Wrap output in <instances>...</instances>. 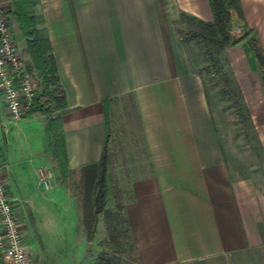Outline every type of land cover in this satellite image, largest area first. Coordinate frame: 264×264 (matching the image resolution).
<instances>
[{
    "label": "crops",
    "instance_id": "0c3cea01",
    "mask_svg": "<svg viewBox=\"0 0 264 264\" xmlns=\"http://www.w3.org/2000/svg\"><path fill=\"white\" fill-rule=\"evenodd\" d=\"M0 3L10 5V0ZM32 3L42 11L54 85L62 92L58 116L66 179H83L84 167L100 160L107 107L115 98L133 94L149 166L131 178L122 212L140 264H230L232 254L247 246L246 230L202 80L190 69L175 28L184 14L212 20L208 0H29L28 5ZM239 6L243 29L264 48V0H239ZM13 19L19 32L12 13ZM245 45L251 48L248 40ZM237 57L240 65L251 66L243 54ZM240 65L234 72L248 103ZM257 111L261 117L263 108ZM38 112L28 109L11 120L0 92L1 172L23 237L30 231L27 222L54 202L47 195L36 203L39 187L77 202L68 181L53 178L51 167H59L46 124L39 125L52 155L33 173L23 172L18 153L31 146L25 142L26 130L40 119ZM44 168L50 171L48 188L41 181Z\"/></svg>",
    "mask_w": 264,
    "mask_h": 264
},
{
    "label": "rangeland",
    "instance_id": "374dc122",
    "mask_svg": "<svg viewBox=\"0 0 264 264\" xmlns=\"http://www.w3.org/2000/svg\"><path fill=\"white\" fill-rule=\"evenodd\" d=\"M32 7L30 4L28 10L32 11ZM14 21L11 20L10 24L18 52L34 82L37 99L33 105H46L47 109L38 112L40 119L28 125L25 142L31 145L29 150L18 153L24 161L23 172L33 173L38 166L45 164V156L52 155L51 148H46V137L39 124L45 125L50 118L57 117L63 100L61 89L54 85V74L43 65L46 56L34 60L29 56L27 43L33 41L34 35L22 32L19 26L18 32ZM200 21L208 22L193 19L188 14L180 15L175 28L190 69L202 80L246 230L247 246L232 254L230 264H264V68L251 48L245 45L250 36L243 25L231 22L229 43L219 45L200 36ZM19 40L26 43V48ZM239 54L244 55L250 67L240 65ZM238 65L247 79L248 103L236 81L238 74L234 68ZM257 92L262 99L255 98ZM258 108H263L262 118ZM106 124L107 192L104 210L97 214L92 239L85 237L87 210L83 203L82 179H62L60 168L51 167L57 182L68 181L77 202H70L64 195L53 196L51 190L43 191L39 187L35 202L41 204L47 195L54 202H50L49 209L43 206L45 211L42 209L27 222L30 231H26L24 241L31 264H140L122 212L123 202L130 196L131 178L144 174L149 166L133 94H124L111 101L106 111ZM43 170L44 175H49L50 171ZM0 264L9 263L0 258Z\"/></svg>",
    "mask_w": 264,
    "mask_h": 264
},
{
    "label": "trees",
    "instance_id": "16d2710c",
    "mask_svg": "<svg viewBox=\"0 0 264 264\" xmlns=\"http://www.w3.org/2000/svg\"><path fill=\"white\" fill-rule=\"evenodd\" d=\"M28 4L29 0H10V7L12 13L15 15L19 29L24 33L34 35L33 41L27 43L30 58L34 60L38 56H46L43 59V65L55 76V66L50 53L51 49L42 11L38 3H32V11H29ZM208 5L212 13V20L208 22L200 21V36L219 45L228 44L231 37L229 24L234 22L243 25L239 0H208ZM248 43L255 54V58L259 60V63L264 68V48L252 36L248 37ZM52 79L54 82L56 81L55 77H52ZM30 110L47 111L46 105H32ZM46 132L51 137L54 157L60 168L62 179H65L68 172V163L63 129L59 116L49 119L46 123ZM105 168L106 156L104 148L100 160L86 165L83 169V203L87 210L86 235L88 238H92L95 231L97 214L103 211L105 207L107 192Z\"/></svg>",
    "mask_w": 264,
    "mask_h": 264
},
{
    "label": "built area",
    "instance_id": "2783aa9c",
    "mask_svg": "<svg viewBox=\"0 0 264 264\" xmlns=\"http://www.w3.org/2000/svg\"><path fill=\"white\" fill-rule=\"evenodd\" d=\"M10 5L0 3V92L11 120L17 121L33 105L36 91L30 72L20 58L10 24ZM0 164V258L9 264H31L20 220L15 213ZM44 188L47 174L41 176Z\"/></svg>",
    "mask_w": 264,
    "mask_h": 264
}]
</instances>
